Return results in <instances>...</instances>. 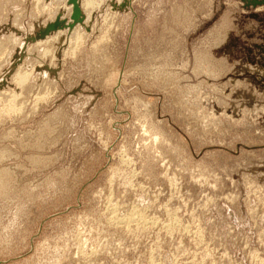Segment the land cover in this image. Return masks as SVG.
I'll return each mask as SVG.
<instances>
[{
  "label": "rangeland",
  "instance_id": "1",
  "mask_svg": "<svg viewBox=\"0 0 264 264\" xmlns=\"http://www.w3.org/2000/svg\"><path fill=\"white\" fill-rule=\"evenodd\" d=\"M88 1L0 0V264H264V0Z\"/></svg>",
  "mask_w": 264,
  "mask_h": 264
},
{
  "label": "water",
  "instance_id": "2",
  "mask_svg": "<svg viewBox=\"0 0 264 264\" xmlns=\"http://www.w3.org/2000/svg\"><path fill=\"white\" fill-rule=\"evenodd\" d=\"M71 3L75 5V10L79 12V5H78V0H70Z\"/></svg>",
  "mask_w": 264,
  "mask_h": 264
},
{
  "label": "bare ground",
  "instance_id": "3",
  "mask_svg": "<svg viewBox=\"0 0 264 264\" xmlns=\"http://www.w3.org/2000/svg\"><path fill=\"white\" fill-rule=\"evenodd\" d=\"M88 4H91V0L90 1H88ZM86 6H87V4H86ZM90 13V12H89Z\"/></svg>",
  "mask_w": 264,
  "mask_h": 264
}]
</instances>
